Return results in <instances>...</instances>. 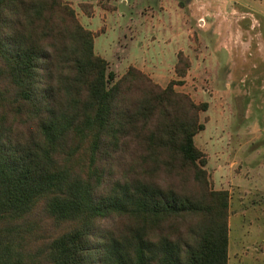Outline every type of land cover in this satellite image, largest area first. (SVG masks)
<instances>
[{
	"label": "trees",
	"instance_id": "16d2710c",
	"mask_svg": "<svg viewBox=\"0 0 264 264\" xmlns=\"http://www.w3.org/2000/svg\"><path fill=\"white\" fill-rule=\"evenodd\" d=\"M96 35L68 0H0V264H228L230 195L194 142L208 103L116 74Z\"/></svg>",
	"mask_w": 264,
	"mask_h": 264
},
{
	"label": "rangeland",
	"instance_id": "374dc122",
	"mask_svg": "<svg viewBox=\"0 0 264 264\" xmlns=\"http://www.w3.org/2000/svg\"><path fill=\"white\" fill-rule=\"evenodd\" d=\"M68 1L110 70L180 79L176 90L208 103L194 142L212 187L230 195L228 264H264V0H91L90 17ZM180 50L191 63L183 78Z\"/></svg>",
	"mask_w": 264,
	"mask_h": 264
}]
</instances>
